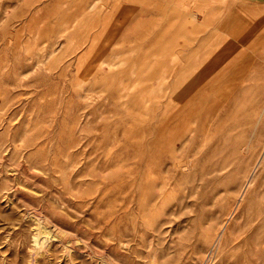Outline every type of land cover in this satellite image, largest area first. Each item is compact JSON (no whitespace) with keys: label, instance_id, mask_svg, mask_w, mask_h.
<instances>
[{"label":"rangeland","instance_id":"374dc122","mask_svg":"<svg viewBox=\"0 0 264 264\" xmlns=\"http://www.w3.org/2000/svg\"><path fill=\"white\" fill-rule=\"evenodd\" d=\"M4 1L0 264H264V172L232 253L204 236L264 140V5L202 6L181 47L166 0L101 38Z\"/></svg>","mask_w":264,"mask_h":264},{"label":"crops","instance_id":"0c3cea01","mask_svg":"<svg viewBox=\"0 0 264 264\" xmlns=\"http://www.w3.org/2000/svg\"><path fill=\"white\" fill-rule=\"evenodd\" d=\"M155 0H150V4H154ZM243 4L247 5H264V0H242ZM139 0H10L4 1L3 4L10 6L22 7L33 6L40 7L35 13L26 14L28 17L21 18V13L7 15L4 21H68L76 22L83 21L84 24V37H104L107 31V23L117 22H134L139 19L138 5ZM149 3V2H147ZM230 4L229 0H166V13L178 16L179 21V44L184 45L183 38L192 37L191 33L193 27L197 28L200 25L201 19L198 13L201 11L202 6L218 7L221 5ZM53 6L57 7L54 17L48 18V14L43 13V7ZM123 6H128L130 13L124 14ZM42 7V8H41ZM187 7H195V13L188 12ZM133 8V9H132ZM134 10V13H133ZM216 10V9H214ZM213 10V11H214ZM216 10V11H217ZM18 14L19 17H16ZM118 15V16H116ZM125 15L126 17H122ZM24 16V15H23ZM66 16V17H62ZM189 18V21L187 20ZM115 28V25H114ZM121 28V26H120ZM119 28V29H120ZM117 36V35H115ZM171 52V51H170ZM101 54V53H100ZM99 54V55H100Z\"/></svg>","mask_w":264,"mask_h":264},{"label":"bare ground","instance_id":"6f19581e","mask_svg":"<svg viewBox=\"0 0 264 264\" xmlns=\"http://www.w3.org/2000/svg\"><path fill=\"white\" fill-rule=\"evenodd\" d=\"M187 121L188 119H186V122ZM189 128L190 124L188 123L184 127L185 132L189 131ZM263 172L264 140L259 145V150L255 154L250 167L244 172L242 180L234 193L233 203L228 209L226 217L222 220L221 225L213 234L204 231L209 250L212 248L215 253L219 254V256H222L223 254L227 256V254L232 253L231 249L234 248L235 239L238 237V232H240V220H243L246 223L249 209L255 204L260 203L262 190L259 187L258 177H260V174ZM230 218L234 220V222L232 221L233 225H230L227 228V223ZM233 229H237L238 231L237 235L234 237ZM230 234L232 236L228 239L227 237ZM205 255H207V253Z\"/></svg>","mask_w":264,"mask_h":264}]
</instances>
